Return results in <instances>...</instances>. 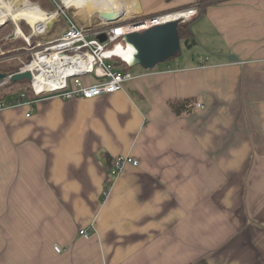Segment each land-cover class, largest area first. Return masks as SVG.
Here are the masks:
<instances>
[{"label":"crops","instance_id":"0c3cea01","mask_svg":"<svg viewBox=\"0 0 264 264\" xmlns=\"http://www.w3.org/2000/svg\"><path fill=\"white\" fill-rule=\"evenodd\" d=\"M198 1L98 5L107 21ZM203 10L186 53L118 91L0 109V264H264V0ZM118 155L139 164L113 177Z\"/></svg>","mask_w":264,"mask_h":264},{"label":"built area","instance_id":"2783aa9c","mask_svg":"<svg viewBox=\"0 0 264 264\" xmlns=\"http://www.w3.org/2000/svg\"><path fill=\"white\" fill-rule=\"evenodd\" d=\"M67 8H73L67 6ZM58 13V12H57ZM198 14L196 6H189L175 11L163 12L155 15L125 16L124 18L101 21L97 24H79L74 20L67 21L64 31L47 41H38L31 45V38L38 33H45L49 23L40 31L32 27L30 39H26L27 46L19 48L20 55L25 50H33L31 58L22 62V65L15 71H30L32 78L27 86L2 90L11 79L10 75L0 80L1 94L11 96L13 92H19L15 99H4L0 101V109L18 106L33 105L34 101L42 97L56 96L63 99L75 97L93 98L122 89L123 82L134 77L133 73L125 66L133 62L124 60L119 54L113 52L117 46L127 47L126 34L134 31H143L151 26L178 19L186 21ZM106 35L105 40L99 38V34ZM32 46V49L29 48ZM3 53V52H2ZM124 61L125 66H117L115 59ZM38 61L34 64L35 61ZM124 68V69H123ZM93 74L99 80L86 82L82 76ZM30 89L34 98H28L26 91ZM198 106H203L198 103ZM29 115V113L27 114ZM138 165L139 161L130 155H118L112 161L110 173L117 177L122 168L127 164ZM108 193V190L105 191ZM85 237L89 236L84 228L80 230ZM57 251L61 247L56 246Z\"/></svg>","mask_w":264,"mask_h":264},{"label":"rangeland","instance_id":"374dc122","mask_svg":"<svg viewBox=\"0 0 264 264\" xmlns=\"http://www.w3.org/2000/svg\"><path fill=\"white\" fill-rule=\"evenodd\" d=\"M30 1L34 2V3H37L40 6V3H41L40 0L39 1L30 0ZM45 2H47L49 7L53 8V9L56 8L55 11L58 12L57 16H55L52 19V21L49 22L50 26L54 25L56 23L55 21H57L60 18V14H63L65 16L66 21H69V19H71V20H74V21H76L77 23H79L81 25L85 24V23L94 24V23H98V22L102 21L101 18L99 16H97V15H93L92 17H90L89 20L83 19L81 17V14L76 13V10L74 8H67L66 6H64L62 0H46ZM71 7H73V6H71ZM41 8L43 9V7H41ZM44 10L47 11V12H54V11H51L50 9H48V8H46ZM149 15H153V14H149ZM133 17H134V15H133ZM59 21H60L59 23H61L62 27H60L59 30H55L54 33L57 34L56 36L60 35L62 33V31L64 29H66V27H67V25H64L65 24L64 20L61 19ZM104 21H105V18H104ZM22 24H26L28 26V27H26L27 29H24L23 31H24V33L26 35L29 36V34H31L32 30H33L32 29V25L29 22H27L26 20H20L19 21V26H22ZM3 25H4V28H3L4 30H2V32L0 34V41L2 40L3 42L6 43V41L8 42V38H10V35L15 33V36H14V38L12 40L13 44H4L3 53L0 54V71L12 72V71L17 70L22 65V62L27 61V60H29L31 58V53L33 52V50L32 51L31 50H29V51L25 50L24 53H21V57H18L20 55H16V54L19 53L17 51H19V48H21L23 46H27L28 45L27 41L25 40L24 36L16 33V24H15L14 21L8 20L5 23L0 24V28ZM56 27L59 28V25L57 24L55 26V28ZM43 34L44 33H38V34L34 35L31 38V40H30L31 45H34L38 41H47V40H43ZM46 36H47V34H46ZM193 40H194L193 37L192 38L190 37L188 39H185V40L181 41V51L183 53L187 52V47H188L189 43L193 42ZM29 48L32 49V46H30ZM115 62H117V66H120V67L125 66V64L123 62H121L120 60H118L117 58L115 59ZM135 65H140V64H135ZM82 80H83L84 83H86L88 81L96 82L99 79L96 78L93 74H90V75L82 76ZM18 84H20V86L18 85V86L14 87V88H19V87H23V86H27L28 85V84L27 85H21V82H18ZM11 89H13V88H10L9 90H11ZM11 95H12V97H18L19 96V92H13Z\"/></svg>","mask_w":264,"mask_h":264},{"label":"water","instance_id":"95a60500","mask_svg":"<svg viewBox=\"0 0 264 264\" xmlns=\"http://www.w3.org/2000/svg\"><path fill=\"white\" fill-rule=\"evenodd\" d=\"M112 20V19H111ZM107 20V22L111 21ZM178 19L157 24L143 31H134L126 34L128 43L135 48L133 65L140 64L145 69H153L160 62L166 61L181 49V39L178 31ZM15 33L10 35L14 37ZM101 40L106 39L104 33L99 34ZM10 75L11 81H20L23 78L31 79L30 71H0V80Z\"/></svg>","mask_w":264,"mask_h":264},{"label":"bare ground","instance_id":"6f19581e","mask_svg":"<svg viewBox=\"0 0 264 264\" xmlns=\"http://www.w3.org/2000/svg\"><path fill=\"white\" fill-rule=\"evenodd\" d=\"M64 6H73L76 13L81 14L85 20H89L93 15L100 17V9L98 0H62ZM57 16V12H47L42 9L37 3L30 0H0V24L8 20H12L16 24V33L30 39L19 26L20 20H26L37 31H42L52 19ZM104 21V19H103ZM97 22V21H96ZM113 52L119 54L124 60L133 62L135 48L132 43L127 47L117 46ZM36 60L34 62L37 63Z\"/></svg>","mask_w":264,"mask_h":264},{"label":"trees","instance_id":"16d2710c","mask_svg":"<svg viewBox=\"0 0 264 264\" xmlns=\"http://www.w3.org/2000/svg\"><path fill=\"white\" fill-rule=\"evenodd\" d=\"M33 1H39V0H33ZM46 0H40V6L43 7V9H50L52 11H55L56 8H51L48 6L47 2H45ZM219 1H222V0H204L202 1L203 4L201 3V1H198L197 3H194V4H191L190 6H196L198 8V14L189 19V20H186V21H180L179 25H178V31H179V35H180V39L182 41V39L184 38H190V36L192 35V31H191V22H192V19L196 18L197 16H200L204 10L203 8H205V5L206 4H209V3H215V2H219ZM200 8V10H199ZM159 14V13H157ZM155 15V14H153ZM64 20L65 24L64 25H67V21H66V18L63 14H60V18L55 21L58 25H59V28H55L56 25H51L49 26V28L46 30V32L43 34V40H48V39H52V37H56V33L55 30H59L60 27H62L61 23H59L60 21L59 20ZM53 26V27H52ZM24 29H27L26 27H28L26 24H22L21 26ZM4 28V25L0 28V34L2 32V30ZM47 34V36H46ZM13 39H8V42L7 44H13L12 41ZM20 51V50H19ZM17 51V52H19ZM180 51H178L175 55L171 56L170 58H168L167 60L175 57L177 54H179ZM13 53V52H12ZM121 62H124L120 59ZM130 65H127L125 66V69L129 68ZM124 69V68H123ZM18 82H21V85H27L30 83V80L27 79V78H23L22 80L20 81H10L7 85H5V87L2 88V90H6V89H9V88H14L16 86H20V84H18ZM8 96V94H0V101L4 100L5 97ZM26 96L28 98H34L35 95L34 93L32 92V90H28L26 91ZM170 105L172 107V109L177 113V114H182V113H185V112H189L193 109L194 105H195V99L194 98H186V99H180V100H173V101H170ZM193 264H210L208 262L207 259L203 258V259H200L198 260L197 262L193 263Z\"/></svg>","mask_w":264,"mask_h":264}]
</instances>
